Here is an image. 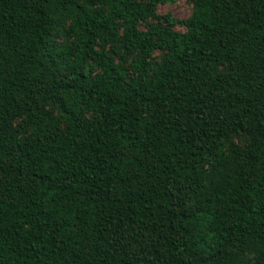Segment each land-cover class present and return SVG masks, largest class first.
I'll use <instances>...</instances> for the list:
<instances>
[{"label": "trees", "instance_id": "16d2710c", "mask_svg": "<svg viewBox=\"0 0 264 264\" xmlns=\"http://www.w3.org/2000/svg\"><path fill=\"white\" fill-rule=\"evenodd\" d=\"M172 1L0 0V264H264V0Z\"/></svg>", "mask_w": 264, "mask_h": 264}, {"label": "rangeland", "instance_id": "374dc122", "mask_svg": "<svg viewBox=\"0 0 264 264\" xmlns=\"http://www.w3.org/2000/svg\"><path fill=\"white\" fill-rule=\"evenodd\" d=\"M193 5L188 0H173L166 4L159 5L157 13L159 15L171 14L177 19H186L192 12ZM177 30L184 31L180 26L176 27Z\"/></svg>", "mask_w": 264, "mask_h": 264}]
</instances>
